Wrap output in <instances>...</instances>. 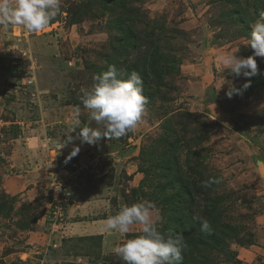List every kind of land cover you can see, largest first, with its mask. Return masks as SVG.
Masks as SVG:
<instances>
[{"label":"rangeland","instance_id":"374dc122","mask_svg":"<svg viewBox=\"0 0 264 264\" xmlns=\"http://www.w3.org/2000/svg\"><path fill=\"white\" fill-rule=\"evenodd\" d=\"M257 20L264 17L253 0H62L42 32L0 27V264H122L113 249L130 234L103 226L123 206L147 200L165 231L169 218L157 196L167 178L156 177L155 166L165 154L174 170L214 179L217 213L240 229L202 246L207 264H264V163H257L264 161V57H255L250 77L221 63L227 54L253 55L247 43ZM119 22L138 39L120 44ZM146 46L153 68L133 70L147 97L142 120L119 139L83 142L79 128L71 132L76 120L96 125L81 90L109 65L133 73ZM58 156L88 168L72 185L71 224L51 237L46 214ZM193 211L207 219L211 210L202 201Z\"/></svg>","mask_w":264,"mask_h":264},{"label":"clouds","instance_id":"9594fccd","mask_svg":"<svg viewBox=\"0 0 264 264\" xmlns=\"http://www.w3.org/2000/svg\"><path fill=\"white\" fill-rule=\"evenodd\" d=\"M61 6L62 0H0V27L23 26L28 33L42 32L60 13ZM261 15L264 17V13ZM247 45L253 49V55L227 54L221 57L222 66L237 76L241 73L245 77L257 74L255 57H264V20H257L252 25ZM249 83H245L244 87H248ZM81 91L83 107L89 120L96 125L81 127L80 121L76 120L71 132L79 128L78 138L83 142L95 143L101 137L119 139L134 131L145 114L147 97L143 94V80L136 72L125 77L115 65H109L107 71L93 76L90 91ZM233 91L236 90L230 89L227 94L231 96ZM76 113L78 116L79 107ZM78 151L75 148L72 155ZM193 219L200 221L201 231L210 229L207 219L199 216ZM103 229L121 236L131 234L132 238L113 249L122 264H181L183 261L182 252L187 248L183 235L161 230L159 213L151 201L123 206L116 215L106 220Z\"/></svg>","mask_w":264,"mask_h":264},{"label":"trees","instance_id":"16d2710c","mask_svg":"<svg viewBox=\"0 0 264 264\" xmlns=\"http://www.w3.org/2000/svg\"><path fill=\"white\" fill-rule=\"evenodd\" d=\"M253 6L257 14L261 15L264 13V0H253ZM118 28H121L119 36L120 41L117 40L120 44H125L131 41V39L133 42V38L138 39L134 30L129 28L128 25L125 26V23L121 24L119 22ZM149 48L150 46H146L145 50H143L142 57L139 59L138 63H133L129 66L132 72L135 70L141 73L143 72L145 75L148 73L149 69L153 68L150 63L148 64L151 58L150 56L153 55L149 53L151 52L148 50ZM31 75H33V72ZM158 77H161L160 74H158ZM177 141L178 139H175L172 144ZM170 147L171 149L173 148V146ZM60 158L59 156L57 157L56 163L63 168L68 167L70 162L66 164L61 161ZM163 159L165 160H163L161 164H155V166L161 168V172L157 173L156 177L167 178L165 184L160 185V194L157 196L159 200H162L164 212L167 218H169V224L164 230L166 232L171 230L173 234L183 235L184 241L187 244V248L183 253L189 256L194 264H207L208 258L200 253L202 246L208 240L220 238V235L230 237L235 235L237 237L240 229L234 224L223 222L221 213H217L222 201L219 198L216 199L211 197V192L215 186L214 179L199 181L192 174L184 175L179 170L180 168L174 170L176 167L173 166L174 163L169 157L166 159V154ZM190 169L196 171L197 167L190 165ZM202 201L205 202V207L211 210L207 213L210 229L206 232L201 231L200 221L193 219L194 216L199 215H196L193 209ZM199 217L204 218L203 216ZM129 236L132 237L131 234ZM194 251L197 252L195 253ZM181 264H188V261L185 262L183 260Z\"/></svg>","mask_w":264,"mask_h":264},{"label":"built area","instance_id":"2783aa9c","mask_svg":"<svg viewBox=\"0 0 264 264\" xmlns=\"http://www.w3.org/2000/svg\"><path fill=\"white\" fill-rule=\"evenodd\" d=\"M35 66L36 63L33 62L29 68L35 70ZM29 77L30 78L26 81L28 85L34 83V72L33 75ZM51 166H53V168L50 172V193L48 196L49 211L48 214H46L48 226L46 229L47 232L51 234L50 236L53 237L56 231L64 229L68 217V207L74 201L72 185L75 179L88 167L83 163L71 162L68 167L63 168L59 166L56 161L55 163L51 161Z\"/></svg>","mask_w":264,"mask_h":264},{"label":"crops","instance_id":"0c3cea01","mask_svg":"<svg viewBox=\"0 0 264 264\" xmlns=\"http://www.w3.org/2000/svg\"><path fill=\"white\" fill-rule=\"evenodd\" d=\"M75 185H77V183H75V184H74V187H72V189H73V194H74V199L76 198V196H75V195H76L75 190H77V186H75ZM75 205H77V204H76L75 201H74V202L68 207V214H69V212H71L72 208H73ZM69 219H70V215H68V217H67V222H66V223H68ZM68 224H71V223L69 222Z\"/></svg>","mask_w":264,"mask_h":264}]
</instances>
